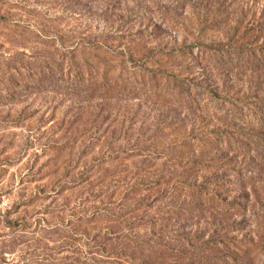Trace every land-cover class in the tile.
<instances>
[{
  "label": "rangeland",
  "instance_id": "obj_1",
  "mask_svg": "<svg viewBox=\"0 0 264 264\" xmlns=\"http://www.w3.org/2000/svg\"><path fill=\"white\" fill-rule=\"evenodd\" d=\"M183 3L0 0V264H95L109 260V251L135 249L120 239L112 241V249L106 240L110 232L132 237L151 230L166 236L172 248L168 264L204 262L207 255L192 232L220 241L209 251L212 256L227 254L224 241L251 240L243 262L264 264V138L259 154L246 155L241 164L242 178L230 168L243 162V155L231 163L219 158L221 152L208 160L199 138V132L231 126L238 134L250 132L242 120L223 117L222 102L227 106L229 97H245L258 78L243 71L220 74L203 68L202 61L197 74L203 70L221 97L211 99L204 91L203 108L192 112L162 105L141 76L146 70L171 74L177 68L185 76L187 62L171 58L172 51L180 54L184 45L196 51L198 42L228 44L236 27L256 29L264 0ZM256 38L262 43L264 33L240 44ZM82 70L105 74L113 92L90 97L85 86L75 87ZM192 134L197 137L185 148L187 154L176 159L171 142ZM194 156L209 166L194 176L224 188L214 187L219 199L191 217L184 211L185 194L160 200L163 185L151 184L163 177L171 184L183 179L185 169L174 162L192 163Z\"/></svg>",
  "mask_w": 264,
  "mask_h": 264
},
{
  "label": "trees",
  "instance_id": "obj_2",
  "mask_svg": "<svg viewBox=\"0 0 264 264\" xmlns=\"http://www.w3.org/2000/svg\"><path fill=\"white\" fill-rule=\"evenodd\" d=\"M190 1L191 0H183L184 3L182 5L185 6L190 3ZM224 21L227 22V19H224ZM253 27H245L244 30L236 27L230 35V43L228 44L198 42L196 51L194 49L195 47L190 45L182 46V52H180V54L176 51H172L170 53L171 58L176 59L183 57L182 61L187 62L185 66L187 74L185 76L178 74L177 69L179 68H175L176 70L171 72V74L166 71L160 72L159 70H146V72L144 71V74H141L142 77L145 78L146 76L148 78V81L146 80V82L151 86L150 90L154 91L155 98H157L162 105L176 104L180 106L181 109H186L187 111L192 112L203 108L201 96L204 94V91L209 93L207 97L211 99L221 97L217 85L214 86L210 83L209 78L206 77L203 70L200 76L197 74L201 67L199 66V70H196L197 65L203 63L202 61H205L204 63L206 64L203 68L221 72L220 74H238V72L243 71L247 74L256 75L258 80L254 84L248 86V92H246L248 94L245 97L241 99H233L232 97H229L230 100L229 103H227V106L222 102L223 117L229 121L234 119L237 120L236 118L242 120L241 122L244 125V129L251 127L250 132L243 131L238 134L237 130H233V126L230 127V130L225 128V130H214L213 132H203V134L199 132V138L201 137L203 141L200 148L210 154L207 156V158L209 157L208 160H215V156H218L220 152L221 155L219 158L226 159L225 161H228L229 163H231L232 160L235 161L234 158H238L235 156L243 155V162L235 161V166L230 168L237 173L239 178L244 176L241 174V164L247 162L245 160V157H247L246 155H258L261 139L262 137L264 138V82H260L262 74L264 77V41L259 44V40L256 38L254 40L255 42L240 44V41L247 37L252 39V37L258 34L260 35L262 32L264 33V16L258 26H256V29ZM74 51H77V48ZM130 56H132V54H130ZM179 65L180 64H177L176 67H179ZM212 70L211 73H209L210 75H212ZM86 73L90 75V72L83 70L76 73V79L73 81L75 87L85 86V91L90 94V97L96 94L97 91H101L100 95H108L113 92H108L110 90H108L106 85L107 80L105 74L100 75V73H98L97 76L90 75V77H86ZM202 76L203 78H201ZM116 79L117 78H115V80ZM116 82L119 84L117 80ZM147 83H144V85H147ZM142 86L143 84H140V86H136V88H130V91L141 89ZM212 86H214V88ZM249 106H251V108H249ZM246 107H248L247 109L252 113V117L249 119L244 113ZM196 137L197 135L192 134L191 136H184L179 141H172L171 144H176V146L172 145L173 149L171 152L175 149L174 147L177 148V151L174 152V157L176 159H183L187 154L185 148H187L188 144L195 140ZM165 154L166 152H159V155L161 156H165ZM203 155L204 154L202 153L200 157H203ZM227 155H230L231 157H227ZM194 157L195 159L192 163L190 160H187L185 165H181L178 161L174 162V165L177 164L185 169L180 175L183 179H178L171 184L172 180L169 177H163L158 180L159 182H156L157 184H151L157 187L163 185L157 193H160V197L162 198L160 200H173L176 197L174 194L175 192L178 193V195L179 193H181V195L185 194L186 196L182 201L184 206H186L184 207V211H186L187 215L191 217L199 215L201 205H206L208 202L219 199L220 194L218 196L215 193L214 187H218V189L224 188V184L222 183L202 182L198 180L196 175L194 176L196 172L209 168V166L203 164V160L200 161L199 156ZM224 173L225 176L230 177L235 175L234 173L229 172ZM160 174H162L161 171ZM170 175L173 176L174 174L170 173L169 176ZM134 187L135 186L132 188ZM203 196H205L206 199H202L204 198ZM246 198H248V195ZM202 200L204 202H202ZM219 201L220 204L224 203V200ZM216 202L214 205H219V203ZM229 205L233 204L229 203ZM210 207L214 208L212 205ZM230 208L233 207L230 206ZM110 233L112 235L109 236V238H106V240L111 241L112 249V241H117L119 239L126 241V247H131V244H133L132 248L134 247L135 249L131 254H126L122 250H118V252L109 251L107 252V255H105L106 258H110L109 260H95V264H168L169 260H167L168 258L166 257H170L169 252L172 248L166 241V236L158 234V231L151 230L150 235H134L132 237H129L130 234L120 235V233L116 234V232ZM192 236L195 239L201 240V243L198 245L199 251L207 255L204 257V262L201 260V264H246L243 260L248 259V245L253 242L251 240H239L238 242L232 243L234 238L231 239L230 244L227 241H224L223 244L227 250V254L223 256H212V253L210 252L215 251L216 247L219 246L220 241L216 237L204 239V236L202 237V235H198V233L193 235V232ZM112 237L115 239H111ZM167 239H169L168 236ZM188 241L190 240L188 239ZM104 251H106L105 248ZM164 252L166 253L163 254ZM116 259L124 260L125 263L123 261L118 262Z\"/></svg>",
  "mask_w": 264,
  "mask_h": 264
}]
</instances>
